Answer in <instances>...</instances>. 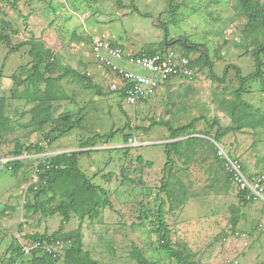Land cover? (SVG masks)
Instances as JSON below:
<instances>
[{"label": "rangeland", "instance_id": "rangeland-1", "mask_svg": "<svg viewBox=\"0 0 264 264\" xmlns=\"http://www.w3.org/2000/svg\"><path fill=\"white\" fill-rule=\"evenodd\" d=\"M235 3L171 0V11L169 0H121V4L114 0H0V34L8 35L11 42L0 41V114L8 118L12 128L0 141V263L8 257V247L17 236L52 233L60 225L61 215L49 214L50 208L62 200L60 196L50 199V192L42 195L43 208L36 209L34 192L24 194L35 182L38 159L90 149L79 156V167L93 183L109 192L112 207L104 208L94 219H79L72 213L64 230L67 233L81 225L83 248L98 264H136L129 256L132 243L140 247L150 264H179L157 248L153 220L158 198L164 201L173 246L192 264H264V202L240 201L238 187L220 155L223 151L238 158L249 179L252 174H264V133L246 128L215 143L213 131L200 119L192 129V136L199 139L183 142L174 150V162L164 171V143L172 141L169 132L161 125L144 129L153 120L181 126L199 116L218 118L222 125L230 123L220 106L232 98L238 85L235 71L227 72L224 83L213 81L204 55L219 76L227 64L238 66L243 75L255 69L254 35L244 31L246 17L234 8ZM95 29L99 31L95 33ZM98 34L126 38L133 45V53L156 48L167 37L173 43L164 49L193 60L197 75L190 81L164 84L153 97L128 105L107 87L111 74H104L90 56L92 38ZM178 39L198 45L189 48L188 44L176 43ZM26 40L35 43L36 50L44 46L52 52L50 75L57 76L65 68L84 71L102 92L73 74L64 77L54 84L58 99L50 102L51 120L36 124L31 119L33 104L24 96L36 92L33 88L23 91L17 80L32 77H28L34 63L29 54L32 45L11 50ZM260 88L258 79L249 81L243 97L264 112V92ZM43 89V85L38 87L39 91ZM64 114L74 119L82 117L81 126L49 142V130ZM126 123L129 126L124 134H129L131 142L117 133L109 140L98 138L92 147L79 144L82 139L108 134ZM134 139L139 144L130 145ZM16 142L39 144L44 151H23L16 157L12 154ZM31 154L35 156H28ZM11 158L22 162L15 172L2 163ZM83 194L78 192V197ZM235 207L244 217L232 227L229 220ZM57 264L64 263L58 260Z\"/></svg>", "mask_w": 264, "mask_h": 264}, {"label": "trees", "instance_id": "trees-1", "mask_svg": "<svg viewBox=\"0 0 264 264\" xmlns=\"http://www.w3.org/2000/svg\"><path fill=\"white\" fill-rule=\"evenodd\" d=\"M115 3L121 4V0H114ZM13 7L14 4L12 3ZM234 8L243 16L246 17V23L244 25V31L254 35L252 43L254 50L252 52L254 58L255 69L243 75L241 69L234 64H227L224 66L222 75H218L213 71L211 60L207 55H204L205 63L209 68V76L213 81L224 83L226 81L227 72L230 69L235 71V79L238 85L232 92V98L222 102L220 108L230 118V123L222 125L218 118L211 120L203 118L201 116L191 119L188 123L181 126H174L172 123L166 120H153L151 124L144 129H151L155 125L164 126L169 132V139L164 143V153L166 161L163 165V170L166 171L170 165L173 164L172 153L183 142H193L199 139L196 136H192V129L197 121L204 119L207 127L213 131L212 139L215 143H221V139L234 132H242L246 128H250L253 133H264V112H261L258 108L254 107L251 103L244 99L243 94L247 91V85L249 81L258 79L260 81L261 91L264 92V3L261 0H236ZM169 10L172 9L171 0H169ZM134 11V10H132ZM164 32L166 33V25H163ZM167 35V33H166ZM5 41L10 44V38L8 35L0 34V41ZM113 46H116L112 42ZM186 42V41H185ZM181 39L176 40L179 44H188V47H196L198 44L185 43ZM173 40L164 38L156 48H149L142 52L152 54L161 52L165 47L171 45ZM31 44L29 54L33 58V65L30 68L29 80L26 81L21 78H17L18 82L23 85V91H29L33 88L36 92L34 94H24L25 98L33 104L31 108L32 120L36 124L42 125L45 121L51 120V105L50 102L58 99V95L53 91L56 81L67 77L69 75H75L80 80L84 81L88 87L95 89L98 93L102 92V88L96 85L84 72L81 73L77 70L65 68V70L57 75H50L52 72V52L44 47L40 46L36 50L35 43H30L29 40L20 42L19 44L12 46L11 50H19L22 46ZM141 52H138V54ZM189 59V58H188ZM190 66L195 67V62L189 59ZM40 85L44 86L42 91L38 90ZM20 90V89H19ZM22 91V92H23ZM122 98V94H119ZM82 117L74 119L70 114H64L55 120V124L49 130L47 137L49 142L54 141L59 137L65 136L75 127H80L82 124ZM129 126L126 123L122 128L113 129L108 134L96 133L91 137L80 140L81 147H92L95 145L98 138H105L107 140L112 139L117 133L123 134L125 140L130 138L129 134H124L125 129ZM12 130L9 126V120L6 116L0 114V141L6 134ZM184 137V138H183ZM212 147L214 144L209 142ZM23 151H34L42 153L43 147L39 144L23 145V143L16 142L12 154L19 157ZM86 150H73L69 152H60L51 156L40 157L36 163L35 170L37 179L33 182V185L26 189V192H34L35 208H43L40 203L42 195L51 193L50 199L60 196V200L49 210L50 215H61V221L58 228L52 233H31L22 236V239L27 243H33L39 241L42 244L52 242L54 240H62L63 252L58 257H53L51 254L41 253L40 249H34L30 255L23 253L19 238L16 237L9 245V255L0 264H26L27 261L30 264H57L58 260H62L64 264H98L97 261L91 256L90 252L83 248V234L81 225L75 229L65 232V224L69 221L71 214H75L79 219L88 217L94 219L99 217L101 211L106 207H112L111 201L108 199L109 192L102 186L92 182V177L88 176L85 171L79 167V156ZM229 157L240 162V160L233 155L229 154ZM138 160L142 162L141 157ZM221 160L224 161L223 157ZM148 163V162H147ZM241 163V162H240ZM150 164V163H148ZM10 169L15 172L22 167V162L18 158H14L6 163ZM242 165V164H241ZM243 171L245 170L242 165ZM96 175L95 173L93 176ZM253 175V174H252ZM164 189V186L163 188ZM240 201H247L245 199V192L238 189ZM84 192L83 197H78V192ZM53 193V194H52ZM159 194L157 195L158 198ZM156 210L154 213V232L158 235L157 248L163 250L170 257H173L179 264H192L187 255L182 254L180 249H176L173 246L171 238V229L165 221V209L164 201L158 198ZM252 201V200H251ZM43 210V209H42ZM45 211V210H44ZM244 217L239 208H233L230 218V224L235 227L239 220ZM21 238V237H20ZM129 256L136 261V264H150L149 260L144 256L140 247L132 243L130 246Z\"/></svg>", "mask_w": 264, "mask_h": 264}, {"label": "built area", "instance_id": "built-area-1", "mask_svg": "<svg viewBox=\"0 0 264 264\" xmlns=\"http://www.w3.org/2000/svg\"><path fill=\"white\" fill-rule=\"evenodd\" d=\"M91 54L104 74H111L106 82L107 87L113 92L122 94L123 102L128 105H135L153 97L172 77L193 80L197 75V68L190 66L189 59L171 49L152 54L145 52L138 54L127 52L118 45L113 46L105 37L94 36L91 42ZM128 140L131 142L132 138ZM133 141L134 143L130 145L139 144L135 139ZM220 154L232 181L245 192V199L264 202V174L256 173L249 179L245 176L239 161L231 159L223 151ZM11 159L2 160V163L6 164ZM241 236L246 237L245 234ZM18 238L26 255H30L34 249H40L41 253L51 254L53 257H58L63 252L62 240L42 244L39 241L27 243L22 238ZM243 243L244 246L247 245L246 240Z\"/></svg>", "mask_w": 264, "mask_h": 264}, {"label": "crops", "instance_id": "crops-1", "mask_svg": "<svg viewBox=\"0 0 264 264\" xmlns=\"http://www.w3.org/2000/svg\"><path fill=\"white\" fill-rule=\"evenodd\" d=\"M99 30L98 29H95L94 30V32L95 33H97ZM108 33V32H107ZM101 35V37H105V38H108L109 40H111L112 42H116V44L118 45V46H120V47H122L125 51H127V52H131L132 51V48H133V45H131V42H127V39L125 38L124 39V37L123 38H119V36H117V37H115V34H113V36H112V38H110L109 37V35L108 36H105L104 34H100ZM95 36H99V34L98 35H95ZM114 42V43H115ZM123 45V46H122ZM126 48H125V47ZM131 47V48H130ZM140 52H142V51H140ZM138 53V52H137ZM90 56H92V54H91V51H90ZM93 58V57H92ZM73 69V68H72ZM81 73H84V71L83 72H81ZM174 80H184V79H182V78H179V77H172L167 83H173L174 82ZM185 81H190V80H185ZM167 83H165V84H167ZM28 156H35V154H31V155H28ZM21 157H23V156H21ZM35 163V162H34ZM36 165V164H35ZM34 165V166H35ZM34 172H35V167H34ZM35 177L33 178L34 179V181H36V179H37V174H36V172H35V175H34ZM26 193V190H25V192H24V194ZM17 237H19V236H17Z\"/></svg>", "mask_w": 264, "mask_h": 264}, {"label": "bare ground", "instance_id": "bare-ground-1", "mask_svg": "<svg viewBox=\"0 0 264 264\" xmlns=\"http://www.w3.org/2000/svg\"><path fill=\"white\" fill-rule=\"evenodd\" d=\"M221 155V154H220ZM228 156V155H227ZM231 158V157H230ZM232 159V158H231ZM241 164V163H240ZM242 166V165H241ZM244 172V171H243ZM239 189V188H238Z\"/></svg>", "mask_w": 264, "mask_h": 264}, {"label": "water", "instance_id": "water-1", "mask_svg": "<svg viewBox=\"0 0 264 264\" xmlns=\"http://www.w3.org/2000/svg\"><path fill=\"white\" fill-rule=\"evenodd\" d=\"M60 153V152H59Z\"/></svg>", "mask_w": 264, "mask_h": 264}]
</instances>
